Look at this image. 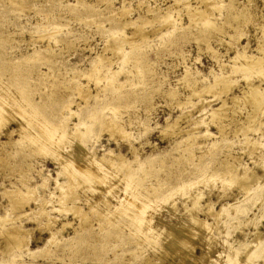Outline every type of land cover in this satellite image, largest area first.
Masks as SVG:
<instances>
[{
    "label": "rangeland",
    "instance_id": "1",
    "mask_svg": "<svg viewBox=\"0 0 264 264\" xmlns=\"http://www.w3.org/2000/svg\"><path fill=\"white\" fill-rule=\"evenodd\" d=\"M194 6L207 8L213 28L189 14ZM136 26L146 35L127 43ZM114 41L122 42L117 56L110 48ZM263 49L264 0H0V264H148L147 257L167 263L181 254H192L189 264H264V247L248 256L244 252L246 245H256L254 231L264 241V125L259 124L264 116H257L249 130L246 117L253 107L229 98L241 97L248 83L264 91ZM244 50L262 63L245 69L236 58ZM100 57L98 70L89 72ZM221 75L234 84L226 96H220L215 84ZM111 77L123 85L116 86ZM79 83L90 90L87 100L76 94ZM222 100L230 109L212 119L211 111ZM107 117L124 122L129 136L111 138L104 128ZM192 127L196 138L189 141ZM253 139L258 147L247 154V141ZM83 151L94 160L111 151L129 164L114 166L112 177L110 171L96 170L100 182L86 172L80 176L71 164L72 188H65L69 176L63 175L64 161ZM226 163L231 172L225 171ZM243 168L259 176L247 196L232 175H241ZM14 186L34 195L21 209L13 208L5 194ZM57 195L65 197L63 202ZM192 195L200 199L198 212L192 214L213 224L208 231L193 230L188 212ZM128 196L142 210L129 214L133 207L126 200L127 207ZM206 203L215 212L223 207L224 215L217 219L203 214ZM40 209L48 218L35 216ZM13 223L26 230L19 234L26 238L22 246L8 243L17 240L18 234L7 232ZM50 234L55 236L52 242ZM183 234L189 243L178 253L169 242L185 238Z\"/></svg>",
    "mask_w": 264,
    "mask_h": 264
},
{
    "label": "bare ground",
    "instance_id": "2",
    "mask_svg": "<svg viewBox=\"0 0 264 264\" xmlns=\"http://www.w3.org/2000/svg\"><path fill=\"white\" fill-rule=\"evenodd\" d=\"M202 1V0H201ZM206 2H204V4H205ZM209 3V5L210 4H212V2H208ZM207 3V4H208ZM207 4H205L206 6H207ZM251 4V3H250ZM248 5V4H247ZM198 7V6H197ZM196 7V8H197ZM125 8V7H124ZM192 8V9H191ZM191 8H189L190 9V11H189V9H188V11H189V14L191 15V16H193L194 17V19H196V16L198 17V18H200L202 21H205V23H206V26H209V27H211V25H214V24H211L212 22L208 19V13L209 12H207L206 11V9L207 8H205V10L203 9V10H200V8H199V10H197V9H195V6H194V9H193V7H191ZM126 10V9H125ZM125 10H123V11H125ZM192 10V11H191ZM120 12H122V11H120ZM245 12V11H244ZM125 13H127V12H125ZM120 14V13H119ZM246 14H250V13H246ZM251 17V16H250ZM190 18V17H189ZM192 18V17H191ZM249 18V15H243V21H247V20H250V18ZM199 19V20H200ZM252 19V18H251ZM252 21H253V19H252ZM190 22V21H189ZM244 22V24H246V23H248V22H246L245 23ZM251 22V21H250ZM243 23V22H242ZM142 25V24H141ZM139 26V25H138ZM208 27V28H209ZM218 27V26H217ZM211 28H213V27H211ZM217 30H218V28H217ZM221 30V29H220ZM146 35V32L143 30V28L142 27H137L136 26V28L135 29H133V31H132V33H131V35H130V37L127 39V43L129 42H131V44H133L134 43V40H135V38H141V37H144ZM239 35V34H238ZM240 36V35H239ZM237 38H240V37H237ZM112 39V38H111ZM235 39V38H234ZM118 41H119V39H118ZM239 41V40H238ZM115 42V45H113V43L112 44H110V48H111V51L113 52V54L115 55V56H117V51H119L120 49H121V44H122V42L120 43V42H116V41H114ZM132 46V45H131ZM245 46V45H244ZM120 48V49H119ZM244 48V47H243ZM247 48V47H246ZM121 51V50H120ZM263 51H264V49H263ZM245 50L244 51H237V53H236V58H238V59H240L242 62H243V67L245 68V69H252L253 68V66H258V65H260L261 63H262V61H261V57H254V58H252V57H250V55L249 56H247L246 54H245ZM261 52V51H260ZM120 54V53H119ZM119 56V55H118ZM262 60H264V59H262ZM99 62H102V59H101V57H100V59H98V61H96L93 65H92V67L90 68V70H89V72H94V71H97L98 69H97V65H98V63ZM88 72V71H87ZM251 72V71H250ZM258 72H260V71H258ZM89 74V73H88ZM261 74V73H260ZM90 75V74H89ZM112 75V74H111ZM257 75H259V74H257ZM85 76V75H84ZM113 76H115V75H113ZM222 77H219L218 79H215V84H217L218 85V89L220 90V92H222V94L220 93V96L221 95H223V93H224V95L225 94H228L229 92H232L231 90H233L232 88H233V82H230V80L228 79V76H225V77H223L224 75H221ZM87 77H89V76H87ZM112 79H114V80H116L115 79V77H111V80ZM187 79V78H186ZM190 79V78H189ZM189 79H188V81H189ZM109 80V79H108ZM114 80H112L111 82H113V83H116L115 85L116 86H118V87H120V86H122L123 85V83L121 82H115ZM185 80V79H184ZM186 82V81H185ZM189 85V84H188ZM77 87H76V89H75V91H76V94L81 98V99H86L87 100V98H89L91 95H90V93H89V89H88V87H86V86H83L82 84H78V85H76ZM191 86V85H190ZM210 86H211V84H210ZM247 86H248V89H247V91L246 92H244V93H242V96L241 97H239V96H235V95H231V94H229L231 97H229L230 98V100H232V102L231 103H234V104H239V102L241 101H243L244 103H245V106H246V104L248 105V108H249V106L250 107H253V111L251 112L250 111V113L251 114H249L247 117H246V120H247V127L249 128V130H250V128H252L253 129V127H252V125H253V123L255 122V120H256V118H257V116H259V115H263L264 116V91L262 90V88L260 89L259 88V86L258 85H253V84H250V83H248L247 84ZM207 87V86H206ZM210 88V87H209ZM209 88H208V91H209ZM264 89V88H263ZM203 90V89H202ZM219 90H217V91H219ZM201 91V90H200ZM207 91V92H208ZM216 91V92H217ZM244 91V90H243ZM202 92V91H201ZM211 92V91H210ZM215 92V91H214ZM196 93H197V91H196ZM209 93V92H208ZM212 93V92H211ZM193 94V93H192ZM203 94V93H202ZM193 95H195L196 96V94H193ZM199 95V94H198ZM197 95V96H198ZM201 95V94H200ZM219 95V94H218ZM192 96V95H191ZM226 96V95H225ZM227 100V99H226ZM229 100V101H230ZM3 102V101H2ZM225 100H222V105H218L217 106V108H213V111H211L212 113V119H219V118H222L223 116H225V109L226 108H229L230 109V107H227V106H225L226 104H225ZM243 102H242V104H243ZM229 103V102H228ZM234 104H233V106H234ZM6 105V104H5ZM236 106H239V105H236ZM244 106V107H245ZM242 107H243V105H242ZM241 107V108H242ZM3 108H4V106H3V104L2 103H0V110H3ZM238 109V108H237ZM226 110H228V109H226ZM234 109H232L231 111H233ZM246 111V110H245ZM1 112H3V111H1ZM234 113L236 112L235 110L233 111ZM20 113V112H19ZM71 113V112H70ZM239 114V113H238ZM241 114V113H240ZM246 114V113H245ZM5 116V115H4ZM10 117H12V116H10ZM9 117V118H10ZM112 117V116H111ZM111 117H107L106 118V120L104 121V128H105V130H107L108 132V134L111 136V138L113 137V139H115L116 137H121V138H125V137H127V136H129L127 133L128 132H126V130H125V128H124V122H123V125H122V122L121 121H118V119L117 118H111ZM211 117V116H210ZM181 118V117H180ZM260 118V117H259ZM264 118V117H263ZM27 119V118H26ZM177 119H179V118H177ZM177 119H176V121H177ZM203 119V118H202ZM224 119V118H223ZM230 119H232V118H230ZM258 119V118H257ZM175 120V119H174ZM226 120V119H225ZM260 120V123L259 124H261V125H264V119H259ZM259 120H256L257 122L259 121ZM261 120H263V122L261 121ZM144 121V120H143ZM214 121V120H213ZM212 121V122H213ZM240 121H241V119H240ZM244 121V120H243ZM175 122V121H174ZM173 122V123H174ZM242 122V121H241ZM257 122H255V123H257ZM145 123V122H144ZM170 122H168V124H169ZM216 123H217V121H216ZM129 124V123H128ZM171 125H173L172 123H170ZM213 124V123H212ZM146 124H144V126H145ZM171 125H169L170 127H171ZM177 125H179L178 123H177ZM222 125V124H221ZM236 125H238V124H236ZM255 125V124H254ZM168 126V127H169ZM45 127H46V125H45ZM167 127V126H166ZM176 127V126H175ZM219 127V126H218ZM245 127V126H244ZM261 127V126H260ZM177 128H178V126H177ZM207 128V127H206ZM238 128H240V127H238ZM257 128H259V125H258V127H256V128H254V132H256V129ZM167 129V128H166ZM166 129H165V131H166ZM169 129V128H168ZM175 129V128H174ZM245 129V128H244ZM251 129V130H252ZM180 130H181V128H180ZM196 130V127H192L191 129L189 128V130H187V134H188V137L186 138V139H189V141H191V139H193L192 137H195L196 138V135L194 134V132H196L195 131ZM248 130V131H249ZM258 130V129H257ZM24 131V130H23ZM52 131V130H51ZM168 131V130H167ZM169 131H170V129H169ZM171 131H173V130H171ZM179 131V130H178ZM220 131V130H219ZM223 131V130H222ZM221 131V132H222ZM234 131V130H233ZM247 132V130H244V132ZM253 131V130H252ZM251 131V132H252ZM15 132V131H14ZM174 132V131H173ZM184 132H186V130H184ZM184 132H182L183 134H185ZM250 132V131H249ZM26 133V132H25ZM43 133H45V132H43ZM74 133H77V132H74ZM164 133V130H163V132H162V134ZM168 133V132H167ZM179 133H180V131H179ZM179 133H177V134H179ZM238 133V132H237ZM12 134V131L11 132H8V135H9V137H10V135ZM26 134H30V136H31V133L29 132V133H26ZM25 134V135H26ZM35 134V133H34ZM33 134V135H34ZM47 135H49L50 136V134L49 133H46ZM78 134V133H77ZM169 134V133H168ZM247 133H245L244 135H246ZM23 135H24V133H23ZM45 134H43V136H44ZM59 135V134H58ZM76 135V134H75ZM170 135V134H169ZM174 135V134H173ZM243 135V136H244ZM29 135H28V137H26V136H24V137H26V138H29L30 137ZM36 136V135H35ZM109 136V137H110ZM163 136V135H162ZM187 136V135H186ZM198 137H199V135H197ZM37 137V136H36ZM60 137V136H59ZM163 137H165V135L163 136ZM170 137V136H169ZM201 137V136H200ZM39 138V137H38ZM37 138V139H38ZM54 138V137H53ZM183 138V137H182ZM29 139H32V138H29ZM34 139H36V138H34ZM36 139V140H37ZM45 139V138H44ZM119 139V138H118ZM117 139V140H118ZM184 139V138H183ZM182 139V140H183ZM252 139V138H251ZM33 140V139H32ZM39 140H41V139H39ZM39 140H37V142L39 141ZM49 140V139H48ZM48 140H46V141H48ZM124 140V139H123ZM185 140V139H184ZM183 140V141H184ZM197 140V139H196ZM248 140V139H247ZM254 140V139H253ZM257 140V139H256ZM256 140H254V141H247V143L249 142L250 144V147H249V145L246 147V153H247V149L249 150L250 149V151L252 150H256L257 149V147H258V143H257V141ZM53 141V140H52ZM57 141V140H56ZM185 141H187V140H185ZM193 142H196V141H194V140H192ZM33 142H35L36 143V141L34 140ZM55 142V141H54ZM118 142V141H117ZM188 142V141H187ZM245 142H246V140H245ZM43 142L41 141V144H42ZM48 143V142H47ZM53 143V142H52ZM186 143V142H185ZM190 143H192V142H190ZM44 145H45V143H43ZM179 144H182V142L181 143H179ZM178 144V145H179ZM193 144H195V143H193ZM43 145V146H44ZM186 145V144H185ZM190 145V144H189ZM197 145H198V143H197ZM200 145V144H199ZM182 146V145H181ZM184 146V145H183ZM188 146V145H187ZM191 146H192V144H191ZM133 147V146H132ZM177 147V146H176ZM185 147V146H184ZM179 148V147H178ZM189 148V147H188ZM55 149V148H54ZM131 149V148H130ZM177 149V148H176ZM190 149V148H189ZM39 150V149H38ZM182 150H185V148H183ZM133 151H135V148H133L132 149V153H134ZM54 152H55V150H54ZM258 152H259V149H258ZM245 153V152H244ZM260 153V152H259ZM60 154V153H59ZM135 154V153H134ZM248 154V153H247ZM261 154V153H260ZM78 155V154H77ZM80 156H76V155H74V156H76L75 158H74V160H72L71 161V157H70V160L69 159H67V161H64V162H66V164H64V168H62L63 169V171H64V173H63V175L66 173V175H68L69 177H68V180H67V182H65V185H64V187L65 188H68L69 189V187L71 186V184H72V179H73V177L74 176H71L73 173L71 172L72 170H71V168H70V165L71 164H74L75 163V165H76V167L78 168V170H79V173H80V176L81 175H85V172H86V174H90V178L93 176V180H96V182L97 181H99L100 179V177H98V175L96 174L97 172H96V170H99L100 172L101 171H103V172H107L108 173V171H110V176L112 177V176H114V175H112V173H111V170H114V166H117V165H121V167H123V166H127L128 164H129V162L127 161V160H125L124 159V156L123 155H121V154H113V152H111V151H107V152H105V153H103L102 155H101V157H99V158H95V160L91 157V158H89V156H91L88 152H86V151H83V152H81L80 154H79ZM193 155V154H192ZM231 155V154H230ZM61 156V155H60ZM259 156V155H258ZM257 156V157H258ZM62 157V156H61ZM230 157V156H229ZM232 157V156H231ZM230 157V158H231ZM237 157V156H236ZM236 157H235V160H236ZM253 157V156H252ZM251 157V158H252ZM260 157V156H259ZM59 158V157H58ZM240 158V157H239ZM61 159V158H60ZM233 157H232V161H233ZM238 159V158H237ZM261 160H262V158H260ZM56 160H57V158H56ZM62 160V159H61ZM69 160V161H68ZM79 160H81L83 163H81V161H79ZM260 160V161H261ZM71 161V162H70ZM115 161H117V162H115ZM259 161V162H260ZM262 161H264V160H262ZM60 162V161H59ZM62 162V161H61ZM77 162V163H76ZM99 162H104L102 165H101V163H99ZM144 162V161H143ZM235 162V161H234ZM258 162V163H259ZM237 163H238V161H237ZM256 163H257V161H256ZM63 164V163H62ZM101 165V166H99V165ZM147 164H149V163H147ZM232 164H234V163H232ZM236 164V163H235ZM263 164V163H262ZM149 165H151V164H149ZM230 165V164H229ZM229 165H227V163H226V169H225V171L227 170L228 172H231L232 170H230V167H229ZM238 165V164H237ZM240 165V164H239ZM104 166V167H103ZM258 166H259V164H258ZM260 166H261V164H260ZM89 167H91L90 169L92 170V168H93V170L92 171H90L89 173H87V169L89 168ZM120 167V168H121ZM128 167V166H127ZM232 167V166H231ZM246 167V166H245ZM116 168V167H115ZM125 168V167H124ZM149 168V167H148ZM237 168V167H236ZM240 167H238V169H239ZM21 169V168H20ZM20 169H18L19 171H20ZM23 169V168H22ZM232 169H234V168H232ZM238 169H236L237 171H238ZM116 170V169H115ZM114 170V171H115ZM230 170V171H229ZM250 169H247V168H243V171L241 172V175L240 174H238V173H236V174H233L232 173V175L233 176H236V178H237V181H239L238 183H240V184H238L239 185V187L241 186V187H243V188H245L244 190H245V195L247 196V193L249 192V189H248V187H250V185H252L256 180H258L259 179V176L258 175H256L253 171H249ZM62 171V172H63ZM236 171V172H237ZM248 171V172H247ZM40 172V171H39ZM113 172V171H112ZM106 173V174H107ZM114 174H115V172H113ZM227 173V172H226ZM99 174V173H98ZM100 174H102V173H100ZM105 174V175H106ZM25 175V174H24ZM76 175V174H75ZM116 175V174H115ZM65 176V175H64ZM86 176V175H85ZM103 177H105L104 175H102ZM109 176V177H110ZM116 176H118V175H116ZM264 176V175H263ZM47 177V176H46ZM119 177H120V175H119ZM232 177V176H231ZM41 178V177H40ZM88 178H89V175H88ZM89 178V179H90ZM26 179V178H25ZM43 179H45V178H43ZM84 179H86V178H84ZM232 179V178H231ZM23 180V179H22ZM22 180H21V182H22ZM48 180V179H47ZM82 180L83 179H80V178H78V181L80 182H82ZM91 181H92V179H90ZM122 180V179H121ZM234 180H235V178H234ZM27 181V180H26ZM42 182H44L43 180H41ZM91 181H89V183L91 182ZM236 181V182H237ZM56 182V181H55ZM79 182H76V183H79ZM93 182V181H92ZM95 182V181H94ZM100 182V181H99ZM47 183V185H48V182H46ZM57 183L58 182H56V185H57ZM75 183V184H76ZM83 183V182H82ZM82 183H81V185H82ZM44 184V183H43ZM94 184H97V183H94ZM99 184V183H98ZM101 184V183H100ZM233 184H236V183H233ZM46 185V186H47ZM77 185V184H76ZM93 185V184H92ZM92 185H91V187H92ZM254 185V184H253ZM73 186V185H72ZM79 186H80V183H79ZM43 187H45L44 185H43ZM42 187V188H43ZM62 187V186H61ZM63 187V190L65 189ZM74 187V186H73ZM128 187H130L131 188V186H129L128 185ZM14 188H16L15 186L12 188V189H14ZM72 187H70V189H71ZM127 188V187H126ZM130 188H128V189H130ZM159 188V187H158ZM247 188V189H246ZM12 189H11V191H12ZM24 189H25V187H24ZM61 189V188H60ZM25 190H27V188L25 189ZM30 189H28V191H29ZM59 190V189H58ZM62 190V191H63ZM66 190L67 189H65L64 191H65V196H66V194L68 193H66ZM132 190V189H131ZM130 190V191H131ZM136 190V189H135ZM135 190H133V191H135ZM3 191V190H2ZM5 191V190H4ZM64 191H63V193H64ZM68 191V190H67ZM133 191H131L132 192V194H133ZM137 191V190H136ZM23 192V191H22ZM21 192V190H19L18 189V186H17V188L13 191V192H9V190L7 191V189H6V192H5V194L7 195V197L9 198L10 197V200H12V207L14 208V207H16V208H19V209H21V208H23L22 207V205L24 204V203H26V204H28V201L29 200H31V198H30V195L29 196H27V194L29 193H27L26 194V192L25 193H22ZM70 192V191H69ZM4 193V192H3ZM34 193V192H33ZM61 193V192H60ZM63 193H61L62 195H64ZM71 193H74L73 191L71 192ZM135 193V192H134ZM137 193V192H136ZM60 194V195H61ZM1 195H3V194H1ZM21 195V196H20ZM60 195H57V196H60ZM75 195V194H74ZM191 195V194H190ZM195 195V194H194ZM20 196V197H19ZM130 196V195H129ZM125 197L124 198V200L126 201V200H128V201H126V203L128 202L130 205H131V207L130 208H132V209H130V212H129V214H131L132 215V212L133 213H135L136 211H138L139 209H141L142 210V208L140 207V206H138V204L136 205V203L134 202L135 200H133V198H136V196H137V194H136V196H135V194H133V196H131V197H133V198H130V197ZM193 196V195H192ZM191 196V198L189 197V199L191 200V202H190V204H192V207L191 208H189L188 209V212H190L189 214L191 215L190 217V219H193V221H191V222H194V223H191L192 224V227H194L193 228V230L195 229L196 231L198 230V232H199V230H201V228H204V229H209L210 230V226H212L213 224H208L205 220H202V219H198V218H196L195 217V215L194 214H192L193 212L192 211H195V210H197V212H198V208L200 207L199 206V197L196 195V196H193L192 197ZM4 197H5V195H4ZM31 197H34V195L32 196L31 195ZM69 197H71V195H69ZM138 197V196H137ZM147 197V196H146ZM30 198V199H29ZM58 198V197H57ZM60 198H61V196H60ZM63 198V197H62ZM61 198V201L65 198H63L62 199ZM76 198V197H75ZM75 198H74V200H75ZM140 198V197H139ZM29 199V200H28ZM59 199V198H58ZM67 199V198H66ZM66 199H65V201H66ZM72 199H73V197H72ZM71 199V200H72ZM9 200V201H10ZM42 200H43V198H42ZM47 200V199H46ZM69 200V199H68ZM124 200H122V201H124ZM136 200H138V198H136ZM60 201V200H59ZM64 201V202H65ZM73 201V200H72ZM122 201H120L121 203H122ZM124 201V202H125ZM139 201H141V200H139ZM187 201H188V198H187ZM236 201V200H235ZM46 202H48V201H46ZM45 202V203H46ZM63 202V201H62ZM61 202V203H62ZM103 202V201H102ZM10 203V202H9ZM59 203V202H58ZM61 203H59V205L62 207V205H61ZM103 203H105V202H103ZM128 203H127V207H128ZM139 203V202H138ZM236 203V202H235ZM11 204V203H10ZM124 203H122L121 205H123ZM44 205V204H43ZM120 205V206H121ZM125 205V204H124ZM123 205V206H124ZM141 205V204H140ZM185 205V204H184ZM227 206V205H226ZM225 206V207H226ZM231 206V205H230ZM11 207V206H10ZM41 207H43V206H41ZM67 207V206H66ZM136 207V208H135ZM224 207V208H225ZM229 207V206H228ZM15 208V209H16ZM44 208V210H45V207H43ZM73 209L72 210H74V213L76 214V215H80V218L81 219H86L85 217H84V213H82L81 212V210L78 208V206H74V207H72ZM121 208V207H120ZM119 208V209H120ZM124 208V207H123ZM139 208V209H138ZM205 208H207V210L205 211V209H204V211L205 212H203V214L205 213V215H207V216H211V217H213V218H217L218 219V217H219V215H220V213L222 212V214L224 215V212H225V210L223 209V207H222V209H220V211L221 212H215L214 210H212V208H211V206H210V204L209 203H206V205H205ZM12 209V208H11ZM10 209V210H11ZM60 209V208H59ZM62 209H66V208H62ZM187 209V208H186ZM14 210V209H13ZM17 210V209H16ZM43 209H40L38 212H36L35 214V216H39L38 217V219L41 217H45V218H48V216L47 215H45V211H44ZM80 210V211H79ZM101 210V209H100ZM201 210V209H200ZM228 211H230L229 209H227ZM22 211V210H21ZM99 211V210H98ZM144 211V210H143ZM231 211H235V210H231ZM73 212V211H72ZM97 212V211H96ZM102 211H100V213H101ZM115 212V211H114ZM22 213V212H21ZM20 213V214H21ZM106 213V214H105ZM105 213H103V214H105V215H109L110 213H113V212H109V214H107L108 212H105ZM137 213V212H136ZM195 213V212H194ZM103 214H101V215H103ZM113 214H115V213H113ZM128 214V213H127ZM128 214V215H129ZM100 215V216H101ZM123 215V214H122ZM198 215V214H197ZM104 216V215H103ZM111 216V215H110ZM139 216H141V215H139ZM131 217V216H130ZM150 217V216H149ZM152 217V216H151ZM210 217V218H211ZM2 219V218H1ZM131 219H133V217H131ZM220 219V218H219ZM83 220H82V222H83ZM85 221V220H84ZM86 222V221H85ZM188 222V221H187ZM186 222V223H187ZM186 223H185V225H186ZM190 223H188L189 225H190ZM2 224V223H1ZM81 224V223H80ZM187 224V225H188ZM194 224V225H193ZM196 224V225H195ZM81 225H86V224H84V222L81 224ZM182 225V224H181ZM186 225V226H187ZM188 225V226H189ZM4 226V225H3ZM2 226V227H3ZM87 226V225H86ZM187 226V227H188ZM195 226H199L200 227V229H198L199 227H195ZM1 227V228H2ZM174 228V227H173ZM172 228V229H173ZM176 228V227H175ZM181 228V227H180ZM179 228V229H180ZM185 228V227H184ZM191 228V227H190ZM212 228V227H211ZM4 229V228H3ZM24 228H22L20 225H18V224H15V223H13L9 228H8V230L9 231H7L8 232V234L11 236V234H15V235H17V240L16 241H14V240H11V238H10V240H8V241H10V242H8L5 238H6V236H3L2 238H4V240H6L8 243H13V242H17V244H18V246H22L24 243H25V239L26 238H22V237H19V234H20V232H24V233H26V230H23ZM177 229V228H176ZM203 229V230H204ZM167 230V229H166ZM202 230V231H203ZM2 231V233H4V231L3 230H1L0 229V232ZM176 231V230H175ZM181 231V230H180ZM183 231V230H182ZM192 231V230H191ZM196 231H194V232H196ZM201 231V232H202ZM208 231V230H207ZM7 232L5 231V234H7ZM170 232V231H169ZM178 231H176L175 233H177ZM1 233V234H2ZM167 233H168V231H167ZM200 233V232H199ZM203 233V232H202ZM254 233H255V235H253L254 236V239H253V241H256V242H252L253 244H255L256 243V245H246L245 247H246V250L244 251L245 252V255L246 256H248L249 255V253L251 254V250L252 249H256V248H260V247H264V241L263 240H260V235H261V233H259V231H254ZM253 233V234H254ZM180 233L178 232V234H176V236L177 235H179ZM195 234H197V232L195 233ZM15 235H12V236H15ZM169 235V234H168ZM171 235H172V233H171ZM174 235V234H173ZM182 235V234H181ZM183 235H185L184 237L185 238H180L178 241H173V242H169V245H170V247H173V249L174 250H177V249H179V251H177L178 253H181L183 250H181V245H183V247H185V245H188V240H187V238H186V234H183ZM201 235V234H200ZM20 236H23V235H21L20 234ZM50 236H51V234H50ZM192 236V235H191ZM202 236H204L203 234H202ZM201 236V237H202ZM55 237V236H54ZM53 237V235L51 236V238H50V242H52L55 238ZM206 237H207V235H206ZM188 238H190V237H188ZM167 239V238H166ZM5 241V242H6ZM14 243V244H15ZM251 243V244H252ZM5 244V243H4ZM3 244V246L5 247V245ZM11 244H10V246H11ZM7 245V244H6ZM16 245V244H15ZM15 245H13L12 247L14 248V246ZM2 246V245H1ZM0 246V247H1ZM4 247H2V248H4ZM7 247V246H6ZM8 247H9V244H8ZM15 248H17V247H15ZM14 248V249H15ZM19 248V247H18ZM7 249V248H6ZM5 248H4V250H6ZM3 250V251H4ZM9 250V249H8ZM168 250V249H167ZM1 251V250H0ZM192 251V250H191ZM227 251V250H226ZM254 251V250H253ZM166 252V251H165ZM187 252V251H186ZM243 252V253H244ZM188 253V252H187ZM188 254H190V253H188ZM167 255H168V252H166V257H167ZM203 256V255H202ZM188 256L187 255H185L184 256V254H181L180 255V259L178 260V261H176V260H174V261H168L167 263H164V262H161L160 260L159 261H154L153 260V258H151V257H147L144 261H146L148 264H189L188 263V261H187V259L189 258H187ZM191 257H192V254H191ZM190 257V258H191ZM204 257V256H203ZM206 257V256H205ZM204 257V258H205ZM165 258V257H164ZM189 258V259H190ZM195 258H197V257H195ZM194 259V258H193ZM199 261H201L200 259H198ZM203 260V259H202ZM193 261V260H192ZM203 261H207V260H203ZM186 262V263H185ZM194 262H195V259H194ZM198 262V261H197ZM192 263V262H191ZM203 263H205V262H203ZM202 262H201V264H203ZM193 264H195V263H193ZM207 264H209V262L207 263Z\"/></svg>",
    "mask_w": 264,
    "mask_h": 264
}]
</instances>
